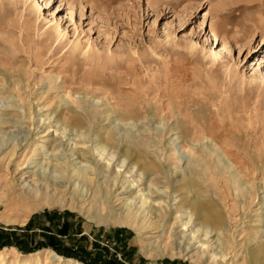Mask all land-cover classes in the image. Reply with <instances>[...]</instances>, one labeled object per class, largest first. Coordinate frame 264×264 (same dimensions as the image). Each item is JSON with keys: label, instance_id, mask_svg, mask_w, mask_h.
I'll use <instances>...</instances> for the list:
<instances>
[{"label": "rangeland", "instance_id": "1", "mask_svg": "<svg viewBox=\"0 0 264 264\" xmlns=\"http://www.w3.org/2000/svg\"><path fill=\"white\" fill-rule=\"evenodd\" d=\"M222 143L255 170L241 180L243 193H257L247 211V196L234 192L226 206L213 195L220 176L230 182L236 171ZM0 145V161L18 147L9 168L20 161L40 174L42 193L7 209L8 187L0 188V230L13 242L0 264H55L46 249L79 264H211L208 255L200 263L154 249L120 224L128 202L158 221L156 209L140 208L142 193L162 194L168 215L183 198L214 199L224 225L209 245L229 253L222 264H248L245 248L264 242V0H0ZM75 167L94 181L68 179ZM191 178L200 193L180 190ZM171 223L144 237L186 246L189 233Z\"/></svg>", "mask_w": 264, "mask_h": 264}, {"label": "bare ground", "instance_id": "2", "mask_svg": "<svg viewBox=\"0 0 264 264\" xmlns=\"http://www.w3.org/2000/svg\"><path fill=\"white\" fill-rule=\"evenodd\" d=\"M69 9H71V8H69ZM222 51H224V49ZM79 122H80V119L73 117L72 123L74 124V126L78 125ZM70 126H72V124ZM189 128H191V127L189 126L185 130L186 135L192 134V131ZM194 128L196 131H200L198 128H196V127H194ZM56 131H58V130H56ZM17 145H19V144H17ZM216 146L218 147L219 151H221L223 156L225 158H227V160L233 162V166L236 169V171H234L235 173L233 174L234 176L232 178V181L229 182V180L224 179V176H220L222 180L220 182H218L217 185L214 187L213 195L216 196V198L220 202H222L223 204H225L227 206V202H233V199L231 198L232 193L238 192L239 195H236L237 197H246L247 196V194L243 193V191H242V185L244 182H242L241 180H244L247 182L253 181V175H254L255 170H253V166L251 167V165H250L251 163L247 160V158H245L246 157L245 154H243L244 156H242L239 152L234 154L233 152H230L229 148L227 146H225L223 143H222V145L220 144V146H218V145H216ZM102 147L100 149L101 152L97 153V155L99 158H101L102 161L105 162V164H103V166L109 168L112 165V163H111L112 158L108 154H106V150L102 149ZM17 149H18V147L14 146L7 153L5 152V154H4V152H3L4 158L0 161V188L5 187V186L8 187V193L5 195H2V198L7 199L8 202H11V204L9 205V207L7 209H9V208H11V209L17 208L18 209L22 205L32 204V202L35 201V199H37L38 197H40L42 195L41 190L38 189L40 187V185L38 186L40 174H38V173L36 174V172H32V171L25 172V167L22 168L24 166L23 163H22V165H19L20 161L16 162V164H15L16 166L14 168L15 170H11L9 168L10 164L12 166L13 161H15V159H17L16 157H18L17 154H19V153L17 152ZM81 153L83 154L84 158L87 159V157L89 155L91 158V155L93 153H96V152L94 151V152L87 153L85 151H82ZM115 154H116V152H114L113 156ZM127 158L128 159L130 158V161L134 160V157L132 158V155H130V154H127ZM135 163L138 164L137 161H135ZM68 166H70V165H68ZM132 166H135V165L133 164ZM118 167H119V170L117 169V171L115 170V172L114 171L112 172V173H115V182L116 183L119 181L118 176L121 173L120 170L123 167V165H122V167H120V166H118ZM198 167H200V166H198ZM70 168H72V166ZM79 170L80 169L75 167V168H73L72 172L69 171L68 179H70V177L72 178V175L73 176L77 175L79 177H83L85 179H88L89 181H92V182L94 181V178H92L91 176L88 177V174H89L88 172L85 173V171H82V170L79 171ZM90 172H91L90 174H92V171H90ZM32 175H34L36 177H34L32 181H28L29 180L28 177H30ZM126 178H124V179H126ZM116 183H114V184H116ZM119 183L120 182H118L117 184L119 185ZM126 183H127V180H126ZM130 185H134V183L130 184ZM199 186H201V184L198 181L191 178L188 180L187 183H185V185L182 186L181 189L180 188L179 189L183 190L187 187L188 188L187 193H188V192L196 191L194 189L199 188ZM131 187H128L126 189V191H131L130 190ZM124 188H126V186H124ZM196 192L198 193L199 190ZM133 194H134V192H133ZM248 195H249V197L247 196L248 197L247 198L248 199L247 205L245 204L242 206V209H245V211H247V209L249 208V205H251L253 200L256 199L257 193H256V191H253L252 193H250ZM112 196H113V198H117L119 201H121V199L118 198V196L115 194V192H114V194H112ZM137 196L135 198H137ZM161 196H162V194H157L156 197H151L145 193L139 194V196H138V200L140 199V203H141L140 208H145V205H147L149 207V209H151V210L156 209L155 211L160 214L158 216L159 217L158 221L154 222V221H151V219L146 221L147 216L145 218H143L141 216V214L139 215L138 209L135 211L136 207L134 209L131 208L133 203L129 204V202H128V204H127L128 206L126 205V203H124L127 207L128 213L126 214V216H124V218L119 219L120 224L126 225L128 227H132L133 231H135L137 233V235L139 236L140 239H143L145 241L152 240V242H154L157 246L156 248L154 247V249L158 248V250H160L162 252L166 249V250H169L171 252H175L176 257H185L188 261L194 260L195 262H200V263H202L208 255L207 259L211 260L210 261L211 264H214V263L222 264L223 261L226 260L225 259V258H227L226 256H229V253H226L225 251L217 252L216 249L212 248L213 245H209V241H208L209 235H211V233L213 231L217 235H220L221 230H222V226L224 225L223 215L216 211L217 204L214 203V199L212 198L213 200L209 203H207V202L204 203L199 199L189 200V198H183L182 200H180L175 205V207L173 209H172V207L170 208L171 211H169L170 214L168 215V213H166V211H164L163 213L161 212V209H163V206H159L162 202V201H160ZM234 202H235V200H234ZM59 203L63 206H66L65 201H60ZM4 204H6V203H4ZM111 204H112V200H111ZM232 205L233 206L230 209L232 211L234 210V211L238 212L237 211L238 210L237 204L234 203ZM102 206L104 207L105 204ZM140 208H139V211H140ZM189 210H191V213H193V215L196 216V218H197L196 220L199 222L198 228L192 227L191 220L193 221V218L191 216H189V217L186 216L188 214L187 212ZM137 212H138V214H137ZM171 213H172V215H171ZM92 219L97 224H99V223L115 224V222H117L116 221L117 215H115L114 219H111L108 217H103L101 215H97V216L93 215ZM163 220H166V222L169 223L168 224L169 226H170V221L171 222L173 221V223H171V227L172 228L174 227L175 229H177L178 233L180 235H185L186 233H189L188 236H184L188 241L186 246L181 247V246H179V243H177L176 241H175L173 247H171L172 245L170 246V243L169 244L168 243L161 244L160 239H161L162 235H158L157 237H154V238H149V240L144 237L145 233L153 235V234H157V232L160 233L161 231H163V226H164V224H162ZM260 232H261V230H260ZM172 234L167 239H171L173 237ZM178 239H179V237H178ZM180 239H182V238H180ZM193 248H195L197 251H195ZM210 248L212 249L211 251L209 250ZM7 251H8V249H5L4 251H0V258H2V256ZM45 252H47L48 254L51 255V257H50L51 261L54 262L55 264H79L77 261L74 262L72 260H67L61 256L59 257L52 250L46 249ZM234 252H235V250H234ZM236 253H238V252H235V255H236ZM244 254H245V258H246L248 264H264V261L259 259L262 256L264 257V242L262 245L255 247L254 249H250V248L246 249L245 248ZM29 256H32V255H29ZM171 258H174V256L172 255Z\"/></svg>", "mask_w": 264, "mask_h": 264}, {"label": "trees", "instance_id": "3", "mask_svg": "<svg viewBox=\"0 0 264 264\" xmlns=\"http://www.w3.org/2000/svg\"><path fill=\"white\" fill-rule=\"evenodd\" d=\"M5 237H9V233L8 231H5V229H1L0 230V249L3 248V246L5 245H9V244H12L13 242H10L8 239H4ZM44 245H49L48 242H44L43 243ZM5 247H8V246H5ZM61 254H64V255H71L70 252H63L60 248H58L57 246H54ZM58 253V252H57ZM59 254V253H58ZM60 255V254H59ZM69 258H72V257H69Z\"/></svg>", "mask_w": 264, "mask_h": 264}]
</instances>
